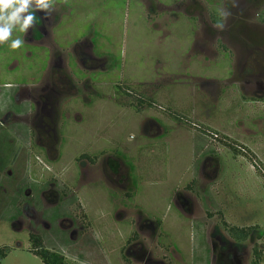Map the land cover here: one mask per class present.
I'll return each instance as SVG.
<instances>
[{
    "label": "rangeland",
    "instance_id": "374dc122",
    "mask_svg": "<svg viewBox=\"0 0 264 264\" xmlns=\"http://www.w3.org/2000/svg\"><path fill=\"white\" fill-rule=\"evenodd\" d=\"M54 6L34 9L48 26L65 15L48 38L51 63V49L18 28L20 48L0 44V248L9 249L0 264H46L31 234L71 264H250L256 243L264 264V0ZM91 34L104 72L91 68L103 62L90 40L80 42ZM191 44L202 59L217 48L218 58L189 67L217 81L182 79L176 64ZM125 72L155 81L116 79ZM224 219L256 229L238 241Z\"/></svg>",
    "mask_w": 264,
    "mask_h": 264
},
{
    "label": "crops",
    "instance_id": "0c3cea01",
    "mask_svg": "<svg viewBox=\"0 0 264 264\" xmlns=\"http://www.w3.org/2000/svg\"><path fill=\"white\" fill-rule=\"evenodd\" d=\"M140 1V0H139ZM159 3H161V2H159ZM161 4H163V5H170V6H172V3H167V4H164V3H161ZM141 5H142V3H141ZM204 5V4H203ZM54 8H55V6H53ZM214 9V8H213ZM52 10V9H51ZM216 10V9H215ZM212 11H214V10H212ZM35 13V14H34ZM33 14L35 15V17H36V21H35V28H30L28 31H27V33H22V39H24V40H26V41H28L29 43H34V44H36V45H44L46 48H48V49H51V52H49V54H50V59H49V63H51V60H52V49L53 50H55L54 48H51V46L49 45V41H48V38L49 37H51L52 36V40H53V42L54 41H56L53 37L55 36V35H57V33H56V25H57V23L59 22V20L61 19V17L62 18H64L65 17V15H61V17H60V15L58 16V17H56V15L53 17V18H51V20H50V26H48L47 24H46V22H44L43 21V19H42V17L40 16V13L38 12V13H36L34 10H33ZM210 15V19H211V21H212V23L214 24V26L216 25V24H218V22H217V20H215V19H220V23L222 22V20H221V17H218V15H216V16H213L212 15V12L209 14ZM196 17H197V19H196ZM194 19H196V20H198V19H202V17L200 16V15H198V16H194L193 17ZM96 32V31H95ZM166 33H168V31L166 32ZM198 34V30H196V32H195V30L193 31V34H192V37L194 38V35H197ZM62 35H64V37H66V35L65 34H63L62 33ZM212 35V34H211ZM93 34H91L90 35V37H88V36H86V37H83V39H80V42L81 41H83V40H87V39H89L90 40V43H91V47L93 48L92 49V55L95 57V59H98V60H102V65H100V66H97V64L96 65H94L93 67H91V68H93V70H99V71H105V69H106V58H104L101 54H96V53H94V48L96 47L95 46V43H94V40H93ZM197 37V36H196ZM98 38H100V37H98ZM209 38H211V40L213 41V42H217V40H218V38L215 36V37H209ZM50 39V38H49ZM192 43H193V45H195V40L194 41H192ZM56 44H57V42H56ZM80 45V44H79ZM192 44L191 45H189V47H187V48H185L184 49V54H186L188 57H185L184 56V59L180 62V65H179V67H178V65L176 64V66H177V68H181L182 70H185L187 73H189V74H187V73H185V74H181V76H182V79H184V80H186L187 82H190L191 84H197V83H199V79H202V78H204V80H206V81H209L208 79L209 78H211V79H214L215 81H217V78H215V77H212L211 75H209L208 77H201V75H199L198 74V72H200V71H197V69L195 70V68H194V70L193 69H191V68H189V67H193V66H195L196 64H200V63H209L213 58H218L217 57V55H216V53H217V48H213V46L211 47V50L210 51H212V52H214V50L216 51V53H215V56L214 57H211V56H206V57H204V59H202L200 56H199V52H196V48L193 46ZM57 46H58V44H57ZM59 47V46H58ZM75 47V46H74ZM60 48V50L62 51V54L65 52V49L64 48H62V47H59ZM60 54H61V52H60ZM65 55H66V52H65ZM67 57H68V55H66ZM73 57V56H72ZM68 61L70 62V60L68 59ZM159 65V64H158ZM122 68L124 67V66H121ZM154 70V69H153ZM162 70V69H161ZM190 70H193V71H195L194 73H192L191 74V72H190ZM192 71V72H193ZM165 72H167V73H165ZM161 72H159L158 71V74H160ZM162 73H165V74H163V78H166L167 79V75L170 77V78H174L175 76L176 77H179V75H178V72L177 73H173V72H168V71H164V70H162ZM206 76V75H205ZM121 77H129L130 79H127L128 81H131V83H133V84H136V85H138V84H143V83H145V86L146 87H148V85L149 84H153L154 83V77L155 76H153L152 75V77H146V78H144V79H138V78H136V77H134L133 75H131V74H126V72L124 73V76H119L118 78H116V79H121ZM162 77V76H161ZM180 78V77H179ZM105 79H106V77H102V76H100V74H98V78H97V82H96V84H97V86L99 87V88H103V86H104V83H105ZM166 79H164V80H166ZM192 80H194V81H192ZM245 80V79H244ZM143 81H145V82H143ZM186 81H184V82H186ZM136 82V83H135ZM7 83H10V82H7ZM94 83H95V81L94 82H91V83H89V84H91L92 86H94ZM210 83V82H209ZM213 83H216V82H213ZM212 84V83H211ZM167 85V84H166ZM237 84L235 83V82H233V86H234V89H235V92H237L239 95H241L242 94V96H243V98H244V101L242 102V103H244L245 104V94H243V92H241L240 91V89L239 88H237V86H236ZM116 86H121V83L120 82H116V83H114L113 84V88H114V102L118 105V106H122V103H123V96H122V90L121 91H119V92H116L115 91V87ZM127 86H130V85H127ZM121 87H123L124 88V86H121ZM126 87V86H125ZM155 87H164V85H163V83L162 84H159V85H157V86H155ZM233 89V88H232ZM232 92V91H231ZM233 92H234V90H233ZM171 93V92H170ZM101 94H103V93H101ZM171 95V94H170ZM211 95H208V98L209 99H207V97H205V99L207 100V101H209V102H211ZM98 98H100V99H102L104 102L106 101V100H104L105 98H104V94L102 95V96H98ZM154 100H155V98H154ZM6 111H7V109H5V108H1L0 109V118H1V116H3V114H5L6 113ZM16 111V112H15ZM15 111H12V112H14V115L15 116H20L21 114H19L18 112H17V110H15ZM11 112V111H10ZM156 118V117H155ZM157 119V118H156ZM211 119V118H210ZM158 121H159V119H157ZM210 121V120H209ZM209 124L210 125H212V126H214V127H216V128H218V126L217 125H219V123H217V121L215 122V121H213V119L209 122ZM218 129H220V125H219V128ZM226 134H228L227 132H225ZM229 135V134H228ZM38 156V155H37ZM3 183L4 182H2L1 180H0V194H2L3 192H4V187H3ZM1 196V195H0ZM2 197V196H1Z\"/></svg>",
    "mask_w": 264,
    "mask_h": 264
},
{
    "label": "clouds",
    "instance_id": "9594fccd",
    "mask_svg": "<svg viewBox=\"0 0 264 264\" xmlns=\"http://www.w3.org/2000/svg\"><path fill=\"white\" fill-rule=\"evenodd\" d=\"M56 0H0V44L10 42L13 50L20 48L23 44L21 39H12V33L18 28L22 33H27L30 28H35L36 17L33 10L48 12ZM66 2V0H65ZM222 17L228 13L220 12ZM223 23L215 27L224 28Z\"/></svg>",
    "mask_w": 264,
    "mask_h": 264
},
{
    "label": "trees",
    "instance_id": "16d2710c",
    "mask_svg": "<svg viewBox=\"0 0 264 264\" xmlns=\"http://www.w3.org/2000/svg\"><path fill=\"white\" fill-rule=\"evenodd\" d=\"M219 13L217 10L212 11V15L216 16ZM219 17V15H218ZM263 18V17H262ZM218 23H220V19H215ZM115 91H121V86H116ZM153 100L152 103H154ZM86 154H82L81 156H85ZM224 225L227 227L229 233L238 241H245L248 239L253 231L256 229V225H247V226H237L231 225L226 219H224ZM31 238L33 240V245L31 246V250L37 254L46 264H71V261L63 254L61 251L57 249H52L46 247L43 243V239L40 234H31ZM9 249L7 247L0 248V263L1 260L7 255ZM254 256L251 260L250 264H261L263 257V250L258 247L257 243L253 248Z\"/></svg>",
    "mask_w": 264,
    "mask_h": 264
}]
</instances>
